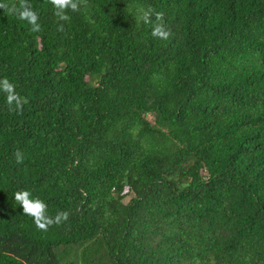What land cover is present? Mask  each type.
Instances as JSON below:
<instances>
[{
  "label": "trees",
  "instance_id": "trees-1",
  "mask_svg": "<svg viewBox=\"0 0 264 264\" xmlns=\"http://www.w3.org/2000/svg\"><path fill=\"white\" fill-rule=\"evenodd\" d=\"M28 3L39 32L0 7L26 101L0 91V264H264V0ZM20 190L68 220L37 229Z\"/></svg>",
  "mask_w": 264,
  "mask_h": 264
},
{
  "label": "clouds",
  "instance_id": "clouds-1",
  "mask_svg": "<svg viewBox=\"0 0 264 264\" xmlns=\"http://www.w3.org/2000/svg\"><path fill=\"white\" fill-rule=\"evenodd\" d=\"M50 3L54 6L55 15L61 20L67 21L70 19L67 14L68 11H79L81 0H50ZM0 7L5 8L10 14H15L18 19L27 21L31 26V31H41V25L38 23V13L31 8L28 0H19L18 7H8L5 4H0ZM153 15L155 20L152 19ZM142 19L145 23L152 24L153 37L168 39L170 33L164 24L163 12H153L149 9L144 12ZM59 30H63L62 25ZM0 91L6 94V103L10 110H19L22 108V104L26 102L15 92V85L7 77L0 80ZM13 105H15L14 109ZM15 156L17 163L23 162V154L19 150L15 153ZM14 199L22 207L23 214L33 218L37 229L45 232L50 226L60 225L62 222L67 221L70 215L67 211H60L54 217L49 216L46 203L39 197H33L28 190L17 191L14 194Z\"/></svg>",
  "mask_w": 264,
  "mask_h": 264
},
{
  "label": "rangeland",
  "instance_id": "rangeland-1",
  "mask_svg": "<svg viewBox=\"0 0 264 264\" xmlns=\"http://www.w3.org/2000/svg\"><path fill=\"white\" fill-rule=\"evenodd\" d=\"M149 117H151V116H149ZM127 201V200H126Z\"/></svg>",
  "mask_w": 264,
  "mask_h": 264
}]
</instances>
